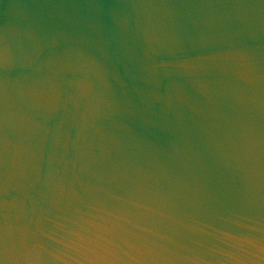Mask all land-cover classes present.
<instances>
[{
	"label": "water",
	"instance_id": "1",
	"mask_svg": "<svg viewBox=\"0 0 264 264\" xmlns=\"http://www.w3.org/2000/svg\"><path fill=\"white\" fill-rule=\"evenodd\" d=\"M0 264H264V0H0Z\"/></svg>",
	"mask_w": 264,
	"mask_h": 264
}]
</instances>
